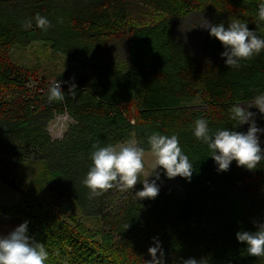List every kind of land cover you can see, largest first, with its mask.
Here are the masks:
<instances>
[{
  "label": "trees",
  "instance_id": "trees-1",
  "mask_svg": "<svg viewBox=\"0 0 264 264\" xmlns=\"http://www.w3.org/2000/svg\"><path fill=\"white\" fill-rule=\"evenodd\" d=\"M260 3L0 0V181L21 196L17 205L0 211L28 222L29 237L48 251L45 264H145L154 240L164 264L189 258L205 264H264V257L248 255L246 244L236 238L264 224V160L253 170L232 161L220 172L208 146L194 136L196 119L207 120L213 133H247L248 124L237 126L231 119L233 105L248 108L264 129V115L253 107L254 98L264 94V50L239 67H228L221 56L226 49L208 28L199 54L177 31L182 20L207 13L209 24L223 23L227 29L238 19L264 39ZM140 8L160 16L136 23ZM37 13L50 22L46 31L36 26ZM29 20L32 27H24ZM33 43L46 45L77 73L65 71L29 90L11 53ZM56 81L64 102L47 99ZM72 84L74 98L69 96ZM58 115L71 123L61 138H52L48 125ZM153 133L178 137L193 166L191 178H174L179 188H159L152 200L135 197L142 182L90 199L82 181L92 166L93 145L135 141L146 151ZM259 138L264 152V133ZM156 172L157 184L172 181L163 169ZM84 218L97 227L79 221Z\"/></svg>",
  "mask_w": 264,
  "mask_h": 264
},
{
  "label": "clouds",
  "instance_id": "clouds-1",
  "mask_svg": "<svg viewBox=\"0 0 264 264\" xmlns=\"http://www.w3.org/2000/svg\"><path fill=\"white\" fill-rule=\"evenodd\" d=\"M258 18L264 21V3L258 6ZM34 20L36 26L42 30L46 31L51 27L48 19L39 13L35 15ZM24 27L31 28L32 20L27 21ZM205 28H208L209 35L215 37L226 49L221 56L226 58L228 67H239L240 61L249 60L264 50V39L258 38L249 30L247 23L238 19L231 21L227 29L223 23L217 25L208 22ZM75 95V85L72 84L69 88V96L74 98ZM47 99L49 102L65 101L61 82L56 81L49 87ZM253 105L259 109L260 114L264 115V94L256 96ZM247 109L239 105H233L229 109L232 114L231 119L237 122V126L249 125L247 133L227 129L213 133L209 129L207 120L196 119L194 122V136L208 146L210 157L218 165L220 172L227 171L232 161H236L238 167L253 170L261 160H264L259 138L260 134L264 133V129L257 127L255 114ZM148 144L152 157L150 167L152 174H156V179L152 182L148 179H140L145 169V150L135 141L115 146L109 144L104 147L94 144V151L91 154L92 166L82 181L83 186L89 189V198L101 196L113 188L126 192L132 190L138 182H142L143 190L136 192L135 197L139 200L155 199L160 191L156 183V180H159L157 169H163L168 179L191 178L193 166L179 146L176 135L153 133L148 137ZM27 229L28 222L25 221L7 236H0V264H45L49 256L45 245L29 237ZM236 238L246 244L248 255L264 257V224L257 225V231L254 233L238 232ZM154 244V247L148 249L152 260L146 261L145 264H163L164 254L161 245L156 240ZM157 253H160V259L157 258ZM182 264H205V262L189 258L183 260Z\"/></svg>",
  "mask_w": 264,
  "mask_h": 264
},
{
  "label": "rangeland",
  "instance_id": "rangeland-1",
  "mask_svg": "<svg viewBox=\"0 0 264 264\" xmlns=\"http://www.w3.org/2000/svg\"><path fill=\"white\" fill-rule=\"evenodd\" d=\"M212 1V0H206ZM264 3V0H257ZM140 12L136 13V23L148 24L157 19L160 14L152 9H139ZM181 22V21H176ZM182 24L177 27L179 35L183 38V41L193 49L196 54H199L201 43L204 38V31L206 30L208 15L207 13H201L200 15H191L189 19L182 20ZM11 62L15 65L20 75L27 81L26 87L29 90H34L41 85V81L46 80L47 83H51L54 79L63 74L65 71L71 73H77V67L71 64H67L64 60L55 58L46 45L38 43L31 44L26 49H14L11 53ZM71 123L70 119L65 115L55 116L54 119L48 125V131L52 138H61ZM152 157L150 150L145 151L144 163L145 169L141 173L140 177L148 179L152 182V169L150 167ZM152 174V175H151ZM159 188H179L177 181H166L157 184ZM70 210V206L66 207V211ZM80 222L86 226L95 228V220L93 219H80ZM148 258L152 260L150 254ZM157 258L160 257L157 255ZM164 264V263H163Z\"/></svg>",
  "mask_w": 264,
  "mask_h": 264
},
{
  "label": "crops",
  "instance_id": "crops-1",
  "mask_svg": "<svg viewBox=\"0 0 264 264\" xmlns=\"http://www.w3.org/2000/svg\"><path fill=\"white\" fill-rule=\"evenodd\" d=\"M21 200V196L11 189L8 185L0 181V210L11 208L17 205ZM0 211V236H7L15 228L21 225L18 217H3Z\"/></svg>",
  "mask_w": 264,
  "mask_h": 264
},
{
  "label": "built area",
  "instance_id": "built-area-1",
  "mask_svg": "<svg viewBox=\"0 0 264 264\" xmlns=\"http://www.w3.org/2000/svg\"><path fill=\"white\" fill-rule=\"evenodd\" d=\"M3 217H6V215H3Z\"/></svg>",
  "mask_w": 264,
  "mask_h": 264
}]
</instances>
